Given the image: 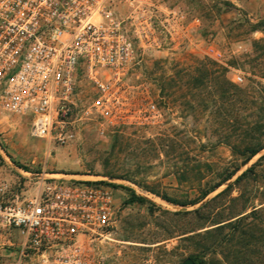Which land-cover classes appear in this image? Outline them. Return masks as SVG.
I'll list each match as a JSON object with an SVG mask.
<instances>
[{"label": "built area", "instance_id": "built-area-1", "mask_svg": "<svg viewBox=\"0 0 264 264\" xmlns=\"http://www.w3.org/2000/svg\"><path fill=\"white\" fill-rule=\"evenodd\" d=\"M122 1L0 0V114L26 122L30 138L61 145L83 119L101 135L158 124L153 93L132 80L138 50L183 49L201 22L155 0L131 1L123 19ZM85 89L92 97L82 107ZM19 172L18 190L0 183V264H96L95 242L114 231L126 184Z\"/></svg>", "mask_w": 264, "mask_h": 264}, {"label": "rangeland", "instance_id": "rangeland-1", "mask_svg": "<svg viewBox=\"0 0 264 264\" xmlns=\"http://www.w3.org/2000/svg\"><path fill=\"white\" fill-rule=\"evenodd\" d=\"M131 1L134 0L118 4L121 18L126 19L132 13ZM155 2L201 22L196 32L190 31V41L183 49L138 50L132 80L134 83L144 82L153 93L163 112V119L158 124L101 135L94 121L83 119L75 124L74 139L61 145L30 138L26 122L0 114V183L6 182L18 190L21 168L36 174H92L126 184L125 196L119 197L120 208L114 231L95 242L96 264H184L190 256L197 255L199 250L190 241H185V235L177 236L180 230L188 232L185 237L193 235L190 233L196 224L193 213L187 217L179 213L193 212L226 186L196 206L182 207L179 204L190 203L199 193L198 162H208L215 170H223L230 165L231 153L225 146L213 149L217 139L212 134L211 114L202 116L198 110L185 109L178 97L182 91L177 90L176 99L167 98L160 86L174 78L176 72L194 67L198 60L209 58L216 61L219 54V63H226L232 57H243L252 52V40L262 37L259 32L252 33L248 23L254 24L264 17V0ZM227 76L244 85L248 74L231 68ZM237 76L242 82L236 81ZM79 97L85 107L92 94L85 89ZM117 137L123 144L121 151L112 149ZM161 137L177 143L169 156L159 150ZM263 154L254 157L242 171ZM263 174L264 169H259V176L247 177L234 187L230 196L217 202L221 217L240 213L249 204H259L256 198L264 185ZM183 175L186 180L182 179ZM217 180L219 177L208 175L203 185L212 186ZM131 185L147 193V196L138 195L145 198L146 203H127L131 197L129 190L134 192ZM250 211L248 209V213ZM167 233L173 238L166 237Z\"/></svg>", "mask_w": 264, "mask_h": 264}, {"label": "trees", "instance_id": "trees-1", "mask_svg": "<svg viewBox=\"0 0 264 264\" xmlns=\"http://www.w3.org/2000/svg\"><path fill=\"white\" fill-rule=\"evenodd\" d=\"M248 26L252 33L262 34L261 38L252 40V52L243 57H232L226 63L209 58L198 60L194 67L176 72L174 78L160 86L167 98L176 99L177 90L182 91L178 97L185 109L198 110L202 116L211 114L212 134L217 139L213 149L225 146L231 153L230 165L223 170H215L208 162H198L199 193L190 203L179 204L196 206L226 186L193 212L179 213L186 217L193 213L196 221L190 232L192 236L185 237L188 234L185 230H180L177 236L185 235V241H190L199 250L197 255L190 256L197 264H264V185L256 198L259 204H249L240 213L224 218L216 205L225 196H230L235 186L247 177L256 178L259 169H264L263 154L242 171L254 157L264 153V17ZM231 68L247 72L244 85L228 78ZM176 144L171 138L161 137L158 146L169 156ZM122 148V141L117 137L112 149L121 151ZM208 175L219 177V180L212 186H204ZM129 191L131 197L127 203L147 202ZM248 209H251L249 213ZM166 235L173 238L169 233Z\"/></svg>", "mask_w": 264, "mask_h": 264}, {"label": "water", "instance_id": "water-1", "mask_svg": "<svg viewBox=\"0 0 264 264\" xmlns=\"http://www.w3.org/2000/svg\"><path fill=\"white\" fill-rule=\"evenodd\" d=\"M184 264H197L192 258H188Z\"/></svg>", "mask_w": 264, "mask_h": 264}]
</instances>
